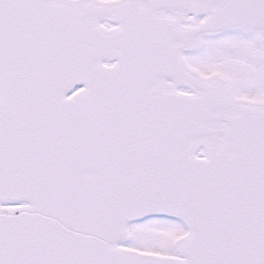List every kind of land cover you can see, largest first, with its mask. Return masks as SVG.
Segmentation results:
<instances>
[{"label":"water","instance_id":"water-1","mask_svg":"<svg viewBox=\"0 0 264 264\" xmlns=\"http://www.w3.org/2000/svg\"><path fill=\"white\" fill-rule=\"evenodd\" d=\"M208 13L213 15L214 11ZM222 18L230 24L215 29L211 19L202 29L201 39L228 32L264 35L263 27L258 30L264 20L256 22L247 14H223ZM199 46L191 52H196ZM18 52L10 57L6 35L0 30V264H178L172 260L139 256L117 249L112 251L107 244L118 230L121 233L117 235V240L120 244L126 243V228L131 223L153 216L182 220L191 231L188 224L192 207L187 201L192 191L184 192L177 188L186 183L184 178L190 173L199 172L198 166L189 167V171L179 167L177 171L168 172L149 169L135 175L121 173L116 175L118 184L110 185L108 192L101 189L99 174L91 176L89 183L77 173L23 174L20 169L23 158L41 146L28 142V129L33 130L36 124L44 96L43 88L54 80L53 76H46L40 71L35 61L24 58L25 50L21 48ZM207 83L225 89L219 83ZM142 130L141 126L131 128L129 138L110 143L111 153L125 150ZM117 134V131L107 134V142H112ZM20 137L24 139H16ZM42 145L43 150L38 149L37 152L55 149L61 153L70 150L79 157H91V161L97 163H100L97 159L106 155V143L95 140L65 145L61 151L58 143ZM160 145L158 151L174 156L185 154L189 147L187 143L172 139ZM214 146L206 143L204 149L206 152L222 150ZM122 167L128 171L130 165L123 164ZM59 196L67 198V211L74 209L73 213H68V220L77 221L63 223L61 229L56 227L54 215L60 204ZM8 205L27 207L5 209ZM184 242L179 245L183 246ZM192 243L199 247L193 252L186 250L184 255L181 254L186 259L181 264H263L260 254H254V262L251 261L250 254L255 252L253 248L247 256L231 252L226 258L218 259L216 248H211L206 255L201 253L198 237L193 236ZM176 250L180 253L179 246Z\"/></svg>","mask_w":264,"mask_h":264},{"label":"flooded vegetation","instance_id":"flooded-vegetation-1","mask_svg":"<svg viewBox=\"0 0 264 264\" xmlns=\"http://www.w3.org/2000/svg\"><path fill=\"white\" fill-rule=\"evenodd\" d=\"M169 18L176 23H174L176 27L189 28L188 17L177 18L171 14ZM105 28L111 30L110 26ZM210 44H213L217 49L214 58L215 72L228 79L238 97L264 104V58L261 53L260 40L234 35L212 41ZM185 59L189 62L190 57L185 56ZM179 92L186 93L184 90H179ZM121 106L123 105H118V107Z\"/></svg>","mask_w":264,"mask_h":264},{"label":"rangeland","instance_id":"rangeland-1","mask_svg":"<svg viewBox=\"0 0 264 264\" xmlns=\"http://www.w3.org/2000/svg\"><path fill=\"white\" fill-rule=\"evenodd\" d=\"M215 54L216 52H213L212 46L206 53L195 57V64L205 73H209L216 68L214 63ZM129 231H132L131 234L133 235L132 242L129 245L131 249L136 248L140 252H152L164 256H174L173 245L184 233L179 223L166 219L146 221L134 225Z\"/></svg>","mask_w":264,"mask_h":264}]
</instances>
